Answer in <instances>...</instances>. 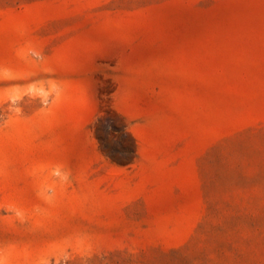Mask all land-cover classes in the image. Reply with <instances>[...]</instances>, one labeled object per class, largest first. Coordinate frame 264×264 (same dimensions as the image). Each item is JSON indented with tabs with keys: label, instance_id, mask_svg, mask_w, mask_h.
<instances>
[{
	"label": "rangeland",
	"instance_id": "374dc122",
	"mask_svg": "<svg viewBox=\"0 0 264 264\" xmlns=\"http://www.w3.org/2000/svg\"><path fill=\"white\" fill-rule=\"evenodd\" d=\"M0 264H264V0H0Z\"/></svg>",
	"mask_w": 264,
	"mask_h": 264
}]
</instances>
